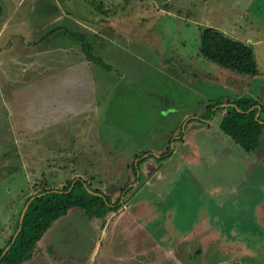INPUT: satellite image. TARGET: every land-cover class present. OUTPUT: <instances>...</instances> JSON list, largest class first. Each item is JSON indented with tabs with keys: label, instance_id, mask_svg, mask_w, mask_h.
Returning a JSON list of instances; mask_svg holds the SVG:
<instances>
[{
	"label": "rangeland",
	"instance_id": "1",
	"mask_svg": "<svg viewBox=\"0 0 264 264\" xmlns=\"http://www.w3.org/2000/svg\"><path fill=\"white\" fill-rule=\"evenodd\" d=\"M204 27L252 44L258 74L204 58ZM2 33L0 252L26 199L82 178L118 209H72L23 264H264V147L219 127L237 97L264 105V0H0Z\"/></svg>",
	"mask_w": 264,
	"mask_h": 264
},
{
	"label": "trees",
	"instance_id": "2",
	"mask_svg": "<svg viewBox=\"0 0 264 264\" xmlns=\"http://www.w3.org/2000/svg\"><path fill=\"white\" fill-rule=\"evenodd\" d=\"M62 28L57 27L51 30L43 36L42 41L47 40ZM70 36L81 42V48L89 60L106 66L101 58L95 55L94 46L84 35L70 32ZM200 48L204 58L221 67L252 76L259 72L253 47L228 36L215 27L202 29ZM232 103L235 105L228 106L220 119V129L246 152L262 151L264 147V105L250 95L237 97ZM259 106H261V112L257 117ZM214 108L215 105L209 106L202 116L203 119L212 120L217 110ZM134 169L139 176V164L135 165ZM99 193L100 191L93 189L86 180L78 178L70 181L63 189H43L26 199L24 206L34 197L25 213L22 229L14 238L20 227L21 210L17 230L0 252V264H23L28 261L46 232L74 208L84 210L90 217L98 218H104L118 209L117 205H112L107 196ZM7 247L9 248L5 253Z\"/></svg>",
	"mask_w": 264,
	"mask_h": 264
},
{
	"label": "crops",
	"instance_id": "3",
	"mask_svg": "<svg viewBox=\"0 0 264 264\" xmlns=\"http://www.w3.org/2000/svg\"><path fill=\"white\" fill-rule=\"evenodd\" d=\"M61 14H63V12L61 11ZM8 24V23H7ZM28 32V31H27ZM59 31H57L55 34H53V35H51L49 38H48V40H46L47 41V43L46 44H49V46H50V43H51V41H53V39H55L54 37L56 36V34L58 33ZM29 33H31V34H33L34 33V31H32V30H30V32ZM22 34V36H20L21 38H20V44H22L23 46H24V40H26L25 38H23V37H28V35L29 34H27V35H24L25 34V32H23V33H21ZM3 35H4V33H2V35L0 36V49L2 50L3 48H2V45H1V43H3ZM19 35V33L18 32H16V33H9V35H8V37L9 38H13V37H15V38H17V37H19L18 36ZM42 36H44V35H42ZM57 37H60V36H57ZM252 38H250V42L252 41L251 40ZM60 41V40H59ZM13 43L15 44V41H10L9 43H7V44H4V46L3 47H5V48H10V47H12L13 46ZM60 46H61V44H59ZM252 45V44H251ZM63 46V45H62ZM16 48H17V46H16ZM50 49L51 48H49L48 49V52L50 51ZM49 54H50V52H49ZM192 118H196L195 116H193V117H191V120H193ZM190 120V121H191ZM201 122H203L202 124L203 125H201V127L202 126H204V125H206V126H211L212 125V122H208L207 120H203V121H201ZM155 157H157V159H160L159 157H162L161 155H158V154H156L155 153Z\"/></svg>",
	"mask_w": 264,
	"mask_h": 264
},
{
	"label": "water",
	"instance_id": "4",
	"mask_svg": "<svg viewBox=\"0 0 264 264\" xmlns=\"http://www.w3.org/2000/svg\"><path fill=\"white\" fill-rule=\"evenodd\" d=\"M223 105H224V104H223ZM227 105L230 106V105H235V104L230 103V104H227ZM224 106H225V105H224ZM260 112H261V106H259V112L257 113V117L260 116ZM89 190H90L91 192H93L91 189H89ZM33 198H34V197H32L31 200H33ZM31 200L26 204L25 208H24L23 211H22L21 218H20V227H19V229L17 230V232H16L14 238L18 235V233H19L20 230L22 229V224H23V220H24V217H25V213H26V211H27V209H28V207H29V205H30V203H31ZM9 247H10V246H9ZM9 247H7V248L5 249V253L7 252V250H8Z\"/></svg>",
	"mask_w": 264,
	"mask_h": 264
}]
</instances>
